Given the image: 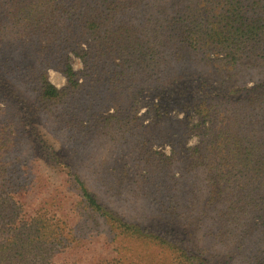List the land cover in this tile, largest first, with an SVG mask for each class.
<instances>
[{
	"label": "trees",
	"instance_id": "1",
	"mask_svg": "<svg viewBox=\"0 0 264 264\" xmlns=\"http://www.w3.org/2000/svg\"><path fill=\"white\" fill-rule=\"evenodd\" d=\"M165 1L0 0V264H264V0Z\"/></svg>",
	"mask_w": 264,
	"mask_h": 264
},
{
	"label": "rangeland",
	"instance_id": "2",
	"mask_svg": "<svg viewBox=\"0 0 264 264\" xmlns=\"http://www.w3.org/2000/svg\"><path fill=\"white\" fill-rule=\"evenodd\" d=\"M196 1V0H193ZM168 3V4H166ZM164 5H166V8H170V6H173L174 8L179 5L177 0H174L173 2L169 3L167 1L163 2ZM169 10V9H168ZM72 65L74 68H79L81 66L79 59L72 57ZM48 78L49 80L56 85L57 87H61L64 85V77L56 70L54 69H48ZM246 86H250L251 82L248 81L245 83ZM147 97V96H145ZM145 107H140L137 114H141L144 111ZM179 117H181V113L178 114ZM194 141V138L190 139V143ZM157 149H161L163 152L168 153L169 146L163 145V146H156ZM37 170L40 173H45L47 176V179H49L50 186L57 185L59 183L60 174L59 176L53 172L48 166H46L44 163L40 161L37 164ZM92 190H94V187L91 185L89 186ZM123 213H125L127 216H129L132 220H136L138 222L147 223L154 219V214L150 210L149 204L144 201L143 199H134L130 198L129 203L126 202L125 209L123 210ZM90 232H93L92 229L89 230ZM94 233V234H93ZM88 236L87 239L83 241V244L81 245L80 250L85 251L84 257L81 259L82 264H87L88 260L91 258L95 260L100 255H109L108 249L104 248V233L103 232H93ZM111 247V246H110ZM71 252V248L69 249L67 256ZM66 256V258H67ZM71 259V257H70ZM66 260V259H65Z\"/></svg>",
	"mask_w": 264,
	"mask_h": 264
}]
</instances>
